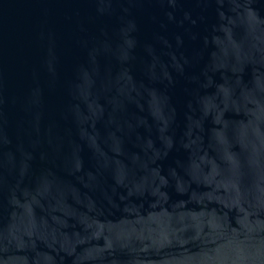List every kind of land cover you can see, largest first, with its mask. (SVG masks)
<instances>
[{"label": "water", "instance_id": "1", "mask_svg": "<svg viewBox=\"0 0 264 264\" xmlns=\"http://www.w3.org/2000/svg\"><path fill=\"white\" fill-rule=\"evenodd\" d=\"M0 264H264V0H0Z\"/></svg>", "mask_w": 264, "mask_h": 264}]
</instances>
